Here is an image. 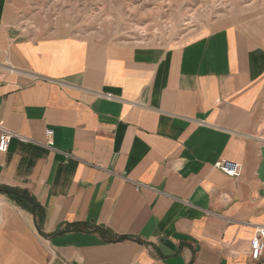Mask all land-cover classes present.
<instances>
[{
    "label": "crops",
    "instance_id": "crops-1",
    "mask_svg": "<svg viewBox=\"0 0 264 264\" xmlns=\"http://www.w3.org/2000/svg\"><path fill=\"white\" fill-rule=\"evenodd\" d=\"M43 1L0 0V264H264V13L143 47L28 32Z\"/></svg>",
    "mask_w": 264,
    "mask_h": 264
},
{
    "label": "rangeland",
    "instance_id": "rangeland-1",
    "mask_svg": "<svg viewBox=\"0 0 264 264\" xmlns=\"http://www.w3.org/2000/svg\"><path fill=\"white\" fill-rule=\"evenodd\" d=\"M262 13L264 0H44L34 27L30 23L24 28L48 37L99 38L163 48ZM7 69L1 58L0 77Z\"/></svg>",
    "mask_w": 264,
    "mask_h": 264
},
{
    "label": "built area",
    "instance_id": "built-area-1",
    "mask_svg": "<svg viewBox=\"0 0 264 264\" xmlns=\"http://www.w3.org/2000/svg\"><path fill=\"white\" fill-rule=\"evenodd\" d=\"M53 135L54 132L52 130L46 131L47 137V147L51 148L53 146ZM14 138H19L21 141H27L21 136L10 132L6 129L0 128V153L7 154L9 151V145L11 140ZM67 157H70L67 155ZM214 168L223 172L227 176L231 178L238 179L242 173V167L238 163L229 162L226 160H222L217 162L214 165ZM250 259L253 262H260L264 257V226H260L256 228L255 235L250 242V251H249Z\"/></svg>",
    "mask_w": 264,
    "mask_h": 264
},
{
    "label": "trees",
    "instance_id": "trees-1",
    "mask_svg": "<svg viewBox=\"0 0 264 264\" xmlns=\"http://www.w3.org/2000/svg\"><path fill=\"white\" fill-rule=\"evenodd\" d=\"M2 192L5 191V193H9L10 191L9 190H1ZM41 219H42V215H41Z\"/></svg>",
    "mask_w": 264,
    "mask_h": 264
}]
</instances>
